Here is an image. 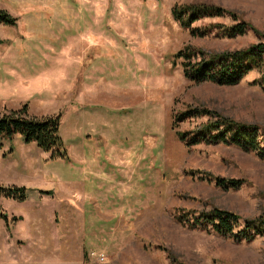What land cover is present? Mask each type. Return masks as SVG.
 Listing matches in <instances>:
<instances>
[{
    "label": "rangeland",
    "instance_id": "1",
    "mask_svg": "<svg viewBox=\"0 0 264 264\" xmlns=\"http://www.w3.org/2000/svg\"><path fill=\"white\" fill-rule=\"evenodd\" d=\"M19 1L0 0V9L19 15ZM54 1H23L34 10L27 17L33 43H19L31 48L23 54H9L19 46L23 20L18 28L0 25V117L21 110L20 101L31 118L59 116L69 151L105 133L119 142L107 157L116 163L108 171L115 182L123 172L121 186L109 184L99 194L80 170L51 160L23 136L1 139L0 186L29 193L22 203L0 198L8 216L0 220V264H264V232L239 240L196 223L216 210L230 213L239 218V235L249 221L263 219L264 159L236 145L189 144L202 128L230 122L258 131L262 142L261 75L251 72L234 86L198 84L184 76L181 61L173 65L187 47L217 55L264 45V0H112L108 10L107 0ZM68 2L85 9L102 2L96 29L106 20L107 33L74 37L90 21L76 22ZM187 5L224 13L186 27L174 9ZM74 72L86 110L69 98ZM89 74L93 84L85 92Z\"/></svg>",
    "mask_w": 264,
    "mask_h": 264
},
{
    "label": "trees",
    "instance_id": "2",
    "mask_svg": "<svg viewBox=\"0 0 264 264\" xmlns=\"http://www.w3.org/2000/svg\"><path fill=\"white\" fill-rule=\"evenodd\" d=\"M223 13L224 11L220 8L202 5H187L174 9V15L179 21L183 22L182 19L184 17L187 18V25H184L186 27L201 17H216L223 15ZM16 24L17 20L15 18L7 11L0 10V25L12 27L16 26ZM238 33L244 34L245 27L239 30ZM178 61H181L180 65L183 68L184 76L190 82L198 84L209 82L220 86H234L239 84L249 73L256 71L261 75L257 84L264 90V45L256 46L249 50L226 52L217 55H204L200 51L187 47L174 56V67L178 65ZM28 109V105H25L19 111L0 117V140L13 139L15 136L20 135L24 137L27 144H36L44 153L50 154L51 160L61 159L68 162V151L60 135L61 117L31 118ZM183 115L189 118L193 116L191 113ZM183 115L177 119H182ZM200 115L207 116L211 114L206 111L203 113L202 111ZM222 124H225V126L216 123L211 128H202L199 135L193 136L189 140V144L195 145L204 141L209 144L219 142L226 145H236L245 151L256 153L264 159V146H262L264 137L262 138L263 141L258 143L257 141L260 138L258 131H250L251 128L237 125L233 122ZM177 133L182 141L187 140L188 136L185 133ZM2 147V144H0V151ZM218 183L221 185L220 181ZM235 185V182H230V188ZM28 193V190L24 187L0 186V198L22 203L27 200ZM0 220L8 221L7 214L1 210ZM14 220L18 219L15 218ZM196 223L210 226L221 236L233 237L239 240L250 241L256 235L264 232L263 218L255 222L249 221L246 229L236 235L235 230L239 227V218L219 210L214 211L212 214L201 215L196 220ZM250 231H253V233H249Z\"/></svg>",
    "mask_w": 264,
    "mask_h": 264
},
{
    "label": "crops",
    "instance_id": "3",
    "mask_svg": "<svg viewBox=\"0 0 264 264\" xmlns=\"http://www.w3.org/2000/svg\"><path fill=\"white\" fill-rule=\"evenodd\" d=\"M23 1H25V0H20L17 4L18 9L20 10L18 13L19 15H16L15 11L10 9V8L5 10L13 18H15L17 20L16 26H12V28L20 27V23L23 20L21 29L19 31L20 33L16 39V40H19V42L17 41V44L19 46L12 47L11 48L12 51H9L10 55H12V54H23L25 51H29L31 49V48H24L23 46H21V44H19L20 42L30 43L31 45L33 43V41H32L33 38L31 37V33H30L31 28L28 25L27 17H29L30 13H33L34 10H33V8H31L29 6L28 3L23 2ZM110 1H112V0L106 1V4H105L106 10H108ZM55 2L56 1H54V3ZM68 3H70L73 7V12H74L73 18L76 22H80L82 19H86V20L90 21V25L87 26L86 28L79 27L78 30L76 31V33L74 34V37L81 40L85 36L90 35V37H91V36H95V34L97 32H99L100 34H103V32H105V31H103V27H105L107 25L106 24L107 21L105 19H104L105 22L101 21V23H100L101 24L100 30L96 29V25H98V23L96 22V20H98L97 16H99V14L102 13V12H100V10L104 6L102 4V2H97L96 5L91 6V8H89V9H85L83 7V5L80 3L79 4H77L75 2L74 3L68 2ZM74 6H76L75 9H74ZM84 12L88 13L89 15H87V16L84 15V17H82ZM32 18H34V17H32ZM105 33H107V32H105ZM78 42L80 43V41H78ZM95 53H97V52H95ZM10 59L12 61H14L16 64H20V63H18L19 61L23 62L22 65L20 64L22 66V69H23V67H28L27 64H25L26 59L17 58V56L13 57V59L10 57ZM12 66L15 67L14 65H12ZM82 67H81V69H82ZM73 69L76 70L74 67H73ZM75 74L76 73L74 72L72 75L69 76V78H71V76H72V79L74 81V84L72 83L71 80H69V83H68V88H69L68 94L70 95L69 98L72 99L71 103H73V104H76L77 102H81L82 106H83L82 110H86L89 106L88 105L89 103L85 102L82 99V97H79L83 93H81L80 95L76 93L77 75H75ZM91 76L92 75L89 74L88 79L84 80V82H83L82 86H83V88H85V92H86V88L93 84V81L90 79ZM35 79H36V81H39L40 80V74H38V76ZM18 80L24 81L25 79L21 80L19 78ZM26 83L30 84L27 81H26ZM98 86H99V84L96 87H98ZM17 104L19 107L25 106V105H23L24 101H20ZM5 108H8V107H5ZM113 110H115V109H113ZM60 135H61V132H60ZM91 139L92 138L89 137V139H88L89 142L85 141V143H86L85 146H84V144H81V147L77 150L73 149V150L69 151L68 148L66 147L67 151H68V155H69V161L67 163L70 165V168H73L74 170H80L79 173L85 179V184L89 183V182H95L96 184H98L100 186V191H98V192H100L99 194H101V193H103V191L105 190V188H107V186L109 184H118L119 186H121V184L119 183L118 177H122L123 172L120 170L122 172V174L117 177L116 182H115L113 179V175L108 174L109 173L108 171L110 169L111 170L115 169V166H114L115 162L112 160L110 161V159L107 157V156H109V154L112 150L117 149L116 146H117V144H119V142L113 143L111 140L108 139V137L105 133H102V135H100V139H98V141L91 140ZM64 144H65V142H64ZM65 146H66V144H65ZM105 148H107V150ZM102 151H105V155L103 157L101 154ZM90 157L95 158V160L94 161L92 159L90 160ZM100 158H101V160H100ZM102 158H106V159L102 160ZM117 165H119V167H122L120 164H117ZM84 168H90L92 173H90L89 176L82 174L81 170H83ZM75 172H77V171H74V173ZM102 177H103V179L101 180ZM80 184H81V182H80ZM108 190H110V189H108Z\"/></svg>",
    "mask_w": 264,
    "mask_h": 264
},
{
    "label": "bare ground",
    "instance_id": "4",
    "mask_svg": "<svg viewBox=\"0 0 264 264\" xmlns=\"http://www.w3.org/2000/svg\"><path fill=\"white\" fill-rule=\"evenodd\" d=\"M118 192V191H117Z\"/></svg>",
    "mask_w": 264,
    "mask_h": 264
}]
</instances>
